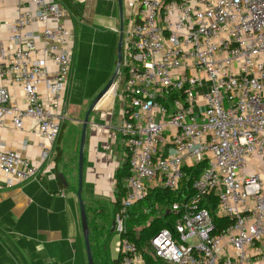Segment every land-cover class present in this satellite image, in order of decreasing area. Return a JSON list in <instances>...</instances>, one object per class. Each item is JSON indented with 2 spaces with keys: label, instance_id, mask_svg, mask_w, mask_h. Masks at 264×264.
Listing matches in <instances>:
<instances>
[{
  "label": "built area",
  "instance_id": "2783aa9c",
  "mask_svg": "<svg viewBox=\"0 0 264 264\" xmlns=\"http://www.w3.org/2000/svg\"><path fill=\"white\" fill-rule=\"evenodd\" d=\"M20 1L5 22L13 49L0 42V77L9 82L0 86V125L9 116L21 132L32 120L45 159L65 119L70 32L57 1ZM10 86L22 89L24 108ZM109 92L121 104L129 164L113 219L120 264H147L126 236L134 206L157 188L180 193L186 168L202 163L192 193L170 206L177 219L151 238L152 260L264 264V0H138ZM0 169L9 187L38 174L30 158L4 143ZM212 197L226 224L207 207Z\"/></svg>",
  "mask_w": 264,
  "mask_h": 264
},
{
  "label": "crops",
  "instance_id": "0c3cea01",
  "mask_svg": "<svg viewBox=\"0 0 264 264\" xmlns=\"http://www.w3.org/2000/svg\"><path fill=\"white\" fill-rule=\"evenodd\" d=\"M55 1L66 11L60 22L70 32L73 54L62 108L65 121L70 113L74 115L70 119L71 145L62 146L59 134L49 156L42 159L41 139L34 131L32 120H26L25 130L21 132L13 131L9 116L2 120L0 144L30 158L38 174L9 187L0 169V264H88L76 196L78 155L75 152L80 146L82 120L103 87L100 83L107 82L102 76L105 73L102 64L110 70L117 65L120 30L121 27L123 31L127 29L138 0H122V14L118 0ZM20 3V0H0V42L6 52L13 49V44L5 22L16 17ZM56 23L53 17L48 21L50 26ZM38 29L41 27L36 26ZM76 51L79 59L74 66ZM8 83L0 77V86ZM10 92L12 99L24 108L26 99L22 89L10 86ZM41 94L43 100L48 101L44 86ZM122 123L121 104L116 100L105 106L101 99L90 113L83 166L86 204L91 200L104 201L107 197L114 201L115 175L127 159ZM58 151L59 160L56 159ZM60 172L69 186L61 180ZM106 253L108 264H116L113 261L118 255L113 258L108 251Z\"/></svg>",
  "mask_w": 264,
  "mask_h": 264
},
{
  "label": "trees",
  "instance_id": "16d2710c",
  "mask_svg": "<svg viewBox=\"0 0 264 264\" xmlns=\"http://www.w3.org/2000/svg\"><path fill=\"white\" fill-rule=\"evenodd\" d=\"M62 127V126H61ZM62 129V128H61ZM127 158V157H126ZM57 160L60 159V151L57 153ZM206 163H202L194 168H186L184 173V179L182 181V190L181 192H173L165 189H154L151 190L147 198L134 206L132 212L130 213V218L127 223V234L131 240L135 241L138 245V248L144 255V258L147 261V264H158L154 262L151 257V247L150 240L156 235L160 230L166 227H170L174 221L177 219L178 215L170 210V206L172 202L182 196V194H191L192 193V183L194 179L204 170L206 167ZM129 172V164L128 158L125 163L117 170L115 179V194H114V211L115 214L119 209L121 204L122 197L124 196L126 190L123 184V179ZM93 204H104L103 201L93 200ZM92 204V205H93ZM217 204V200L212 197L208 198L206 201L207 207L211 208L212 215L215 216L216 222H220L221 224H226L228 221L218 218L215 214V207ZM104 206V205H103ZM99 207L97 215L93 217L92 220H96L101 217V214L108 213V209L105 207ZM88 216L91 212V207H95L94 205L90 207V205L86 204ZM158 207H165V210H159ZM96 208V207H95ZM161 209V208H160ZM104 211V212H103ZM103 216V215H102ZM115 216V215H114ZM114 219V217H113ZM92 220H89L90 226V241L92 247V253L94 257L95 264H108L109 260H107V243L109 241V234L111 228V221L104 223L100 227L97 224H94ZM132 223L135 225H141L142 230L140 233H136L135 229L132 228ZM99 228L102 229L103 232V240L102 243L98 242V232ZM142 239L147 241V248H144L142 245ZM104 243V245H103ZM121 257L118 254V257L114 259L113 263L120 264Z\"/></svg>",
  "mask_w": 264,
  "mask_h": 264
},
{
  "label": "water",
  "instance_id": "95a60500",
  "mask_svg": "<svg viewBox=\"0 0 264 264\" xmlns=\"http://www.w3.org/2000/svg\"><path fill=\"white\" fill-rule=\"evenodd\" d=\"M118 4L120 7V12L122 14V0H118ZM123 37H124V31L123 27H121L120 34H119V40H118V46H117V65L115 68V71L112 75V77L109 79V81L106 83L104 88L95 96L93 101L91 102L83 120H82V132H81V138H80V146H79V157H78V187L76 191V196L79 203V211H80V218H81V224H82V232H83V238H84V244L86 249V256L88 264H95L93 253H92V247H91V241H90V226H89V216L87 212V207L85 200L83 198V166H84V147L86 143V137H87V127L89 123V116L96 104L103 98L104 95H106L114 81L118 77L119 68L122 60V47H123ZM59 176L65 186H69L68 182L66 181V178L63 173H59ZM115 220L111 221V228L110 233H114L115 231Z\"/></svg>",
  "mask_w": 264,
  "mask_h": 264
},
{
  "label": "rangeland",
  "instance_id": "374dc122",
  "mask_svg": "<svg viewBox=\"0 0 264 264\" xmlns=\"http://www.w3.org/2000/svg\"><path fill=\"white\" fill-rule=\"evenodd\" d=\"M78 57L79 56H78L77 51H76V54L74 55V59H73L74 66L77 64V58ZM103 67L105 68L104 69L105 73L102 76H103V78H107V82H108L109 79L112 77L114 71H115L116 64H115L114 69H112V70H110V68L108 66H105V64H102V68ZM73 76H74V74H73ZM102 80L103 79H101V81ZM107 82H104V83L101 82L100 83L103 86L102 88H104V86L106 85ZM102 88H101V90H102ZM113 100H114V97H113V94L112 93H108V94L104 95L103 98H102L103 104L105 106L106 105H110L113 102ZM68 116L69 117L67 118V120L65 121V119H64V121L62 122V127H61L62 129L60 131V137H59L61 139V141H62V143H61L62 146H65V148H68L71 145V136H72V132H73L72 122H71L70 119H73L74 115L72 113H70ZM79 144H80V142H79ZM78 149H79V147H78ZM78 149L76 150L77 152H75V154L78 155L77 156V166H78V157H79ZM98 200H100V199H98ZM103 203H104L103 204L104 206L102 204L96 205V204H93V200H91L90 201V204H88V205H90V207L93 206V205L96 207V208L95 207H91V212L89 213V220H92L93 217L95 215H97L98 212H100V210L98 209V206L99 207H102L103 206V207H105V208L108 209V213H106V214L105 213L104 214L102 213L101 214V217L97 218L96 220H92L93 223L94 224H97L99 227L101 225H103L104 223H107V222L112 221L113 220V217L115 215V211H114L115 208H114V204H112L113 203L112 197L105 198L104 201H103ZM158 209L159 210H165L166 208L165 207H158ZM131 226H132V228L135 229V231H136L137 234L140 233V231L142 230V226L141 225L139 226V225H135V224L132 223ZM103 232L104 231L99 228V232H98V242L99 243H102V240H103V236H102L103 235ZM108 237H109V241L107 243V251H108V253H109L110 256H112L113 258H116L117 255H118L117 247H118V243L120 242V237L116 233H112L111 235L109 234ZM103 245H104V243H103ZM142 245H143L144 248H147V241L142 239Z\"/></svg>",
  "mask_w": 264,
  "mask_h": 264
}]
</instances>
